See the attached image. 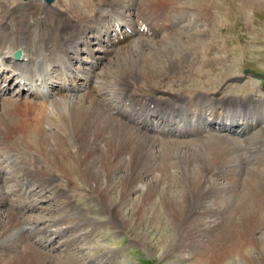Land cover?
<instances>
[{
  "label": "bare ground",
  "instance_id": "6f19581e",
  "mask_svg": "<svg viewBox=\"0 0 264 264\" xmlns=\"http://www.w3.org/2000/svg\"><path fill=\"white\" fill-rule=\"evenodd\" d=\"M214 1L0 0V82L5 83L0 87V175L8 176L0 184L16 182L0 185V206L27 187L31 191L22 192L27 200L22 196L11 204L17 212L39 208L33 196L48 189L54 195L49 202L63 210L50 227L27 229L10 245H0V264H56L53 256L40 254L35 240L52 242L71 233L65 241L70 247L87 227L125 223L118 210L138 191L139 201L130 204L132 220L143 221L151 211L153 219L167 216L180 228L192 224L182 232V241L190 240L184 251L196 248L210 255L193 264H225L232 257L254 261L251 250L264 247L256 237L264 226L261 82L244 84L242 76L221 81L209 74L206 51L221 43L213 29L226 23L218 13L204 31L214 38L208 45V37L196 39L197 32L176 35L191 17L204 24L210 9L220 13L223 4ZM241 4L242 12L264 9V0ZM257 31L254 40L264 39V27ZM152 36L159 41H149ZM18 51L22 59L16 61ZM193 71L200 73L195 79L188 76ZM201 86L207 90L197 89ZM253 109L261 115L253 116ZM178 118L182 128L172 123ZM186 125L198 138L178 142L188 132ZM232 134L244 142L230 139ZM80 183L99 197L108 221L72 207L78 197L73 188L80 190ZM116 193L120 199L114 204ZM232 193L243 197L234 199ZM225 201L228 212L221 207ZM22 214L0 211V241L31 224ZM200 233L211 238L204 247L196 241ZM162 244L163 251L167 245Z\"/></svg>",
  "mask_w": 264,
  "mask_h": 264
},
{
  "label": "rangeland",
  "instance_id": "374dc122",
  "mask_svg": "<svg viewBox=\"0 0 264 264\" xmlns=\"http://www.w3.org/2000/svg\"><path fill=\"white\" fill-rule=\"evenodd\" d=\"M56 1L57 0H54V3ZM241 1L242 0H215L213 5H215L216 2L218 3V5L223 4V10L220 11L219 13L214 8L210 9V13L208 12L204 18V21L207 23V27L205 22H204L205 25L196 23L195 20L193 21L194 17H191L189 21H185L183 22V24H181V26H185V27H183L181 31L179 29L176 35L178 36L185 32H186L185 34H187L188 31L190 33L197 32L198 36L196 35V39L199 41L203 36L202 40L205 41L204 40L206 39L205 37H208L209 35H205L207 33H204V31L209 32L212 25L211 22H213L214 20L213 18L218 13L223 18V20L226 21V23L225 25L223 24L222 26H219V28L216 27L213 29V31L217 33V37H218L215 39L221 42L216 49L211 50L212 48L210 49L209 47H205L214 38H210L211 39L210 40L208 37L209 40L207 39L205 41L206 45L204 46V50H206V48H209V50L207 49L206 53L209 54L207 55H208V60L210 62V66L209 67L206 66V68H208L207 70L212 69V71H210L209 74H212V76L216 78L220 77L221 81H225L230 78L234 79L242 76L243 79L241 82L245 84V82L247 81L249 82V80L255 81L256 79L257 80L260 79L257 76L258 73L264 75V39H260L258 41H255L257 39L254 40V34L260 33V31L258 32L257 30H262V28L264 27V11H263L264 9L261 10L255 9L252 10V12L250 11L249 13L242 12L245 10L242 9L243 7ZM247 13L248 15L250 14L249 17L251 19L247 18ZM186 25L188 26L186 27ZM253 30H255L254 33ZM154 37L155 36L149 37L150 39L149 41H152L151 39H153ZM155 39L159 41L160 38L155 37ZM95 47L99 48L97 46ZM145 50L148 53L152 54L154 49H152V47L150 48L149 46H145ZM253 50L258 52L254 53ZM260 52L262 53L259 55ZM194 62L196 64L198 63L197 61ZM99 72H101L100 68L97 69L96 73ZM199 74H196L195 71L191 73L188 72V76L190 75L193 79L196 78L194 77L195 75L198 76ZM260 82H261L260 84L261 90L264 91V85L262 79L260 80ZM190 85L191 84L187 85L188 87L186 88L187 90L191 89L189 87ZM197 89L203 91L207 90L204 86H201ZM229 138L236 141L244 142V139L238 140L235 137H229ZM192 140L195 139H193V137H184L177 141L192 142ZM178 142L175 143L177 146L181 144ZM171 148H172L171 151L173 152L172 155H174L177 152L175 151L176 147H171ZM188 148L183 147L181 149L186 151L188 150ZM197 151L198 149L195 147L193 149V152H197ZM172 159L176 161L175 156H172ZM251 167L256 168L257 166L255 167L251 166ZM120 175L121 174H118V176ZM244 175L245 176H243V178H246V174ZM4 177H8V176H5L3 174L0 175L1 179H3ZM222 183L224 182L218 181L217 185ZM0 185L3 186L5 185V183H1ZM11 185L15 186L16 182L9 181V183H6L5 186H11ZM80 186H81L80 190L77 189L78 187H75L76 189L73 188V191H76V195H78V197L72 199V203H73L72 207L77 208L79 211H82L84 214H86V216L94 217L101 221H108L109 217L104 216L105 215V212L103 210L104 208H101V206H99L98 204L99 197L96 196L95 194L93 195L92 191L87 186H84L81 183ZM239 190L241 189L239 188ZM23 191L28 193L31 190L28 191V188L25 187L24 189H20L16 194L9 195L8 197L10 198V201L8 203L1 205L0 211L2 210H5L6 212L13 211L14 214L17 213L22 214V211L17 212V210L13 209L11 204H14L13 203L14 201H19V200L21 201L24 198L25 200H27L26 196L22 195ZM35 194L36 193H34V195ZM174 194L175 193H173L172 195ZM232 195L234 199H237V197L239 199H242L243 197L241 196L243 194L238 196L237 194L232 193ZM35 196H33L34 199L37 200V202L40 201L41 203V204L39 203L40 204L39 208L35 210H25L24 214H22L25 215L24 219L26 218L27 220H29L31 224L28 226L23 225L20 226L19 228H16L15 230L16 237L15 235H13L9 239L0 241V245L2 244L3 246L10 245L14 241V239L17 238L18 234L20 236H23L27 229L33 230L38 226L41 228L50 227L52 225L51 221L53 219L63 215V210L60 209V206H57L55 203H53L54 201L49 202L50 200L47 199V197L53 198L54 195L52 190L50 189L44 190L41 194H38L36 197ZM140 196H141L140 191L134 193L131 197V203H137L140 199ZM45 199L47 200V202L45 201ZM119 199H120L119 194L116 193L113 195L112 201L115 204L119 201ZM157 202H159V204L161 203L160 200ZM221 203L222 202H220V204ZM130 204H127L125 207H121L118 210L121 217L126 221V222L124 221L125 223L121 222L120 225L114 227H112V225H107L106 223H104V225H99L95 230H93L91 227L90 228L87 227V229L83 228L84 229L82 233L83 236H81V232L75 234L74 237H77V239L79 240L76 243H72L70 247L66 245L65 241L66 239H68L67 237L73 235L71 233H67L66 236H61V238L54 237L52 242L43 243L40 240L41 238L37 239L34 241V244H36L34 246L37 249H41L39 250V252L43 257L53 256L54 258H56L55 259L56 264H95V263L96 264H193L205 256V255L204 256L201 255V252H199L200 250H197L196 248L193 250L190 249V251L189 250L184 251L185 244H188L190 240H188L187 242L182 241L183 239L182 237L184 235V233L182 232H184V229L190 227V225L192 224H187L185 225L184 228L182 226L180 228V226L174 224L173 221L168 220L169 218L167 216H163V218L158 217L156 219H153V217L150 214L151 211H148L149 214L146 216V218L143 221L137 222L136 219L132 220L134 206H131ZM222 204L224 205L223 206L221 205V207L225 212L230 211V205L227 203V201H225ZM209 207H212V204ZM148 209L149 206H147V210ZM198 212L203 213V210H199ZM260 217L261 220H264V211H262ZM20 219L21 221H23L22 216H20ZM36 222L38 224H36ZM231 223L232 222H229V225H231ZM261 231L262 232L258 233L256 237H258L260 240H264V226L262 227ZM29 234L30 233H28L27 235ZM69 239L71 240L72 237L71 238L69 237ZM210 239H211L210 237L208 236L206 237L205 235L203 237L202 234L200 233V235L197 236L196 241L199 243V245L203 244L204 247V245H207L208 242H210L209 241ZM163 241L166 242L165 246L167 245L166 246L167 248L162 251V247H164L163 246L164 244H162ZM42 244L44 248L42 247ZM48 248L50 251L48 250ZM256 248H253L251 250V253L253 254L254 257V261H252L251 264H264V249H263L264 247L262 245L261 247L257 246ZM181 253L186 254V256L185 257L181 256L182 255ZM205 257L206 258L204 260H210L209 254L206 255ZM225 264H250V263L241 262V260L238 257H232L229 258L228 261L225 260Z\"/></svg>",
  "mask_w": 264,
  "mask_h": 264
},
{
  "label": "water",
  "instance_id": "95a60500",
  "mask_svg": "<svg viewBox=\"0 0 264 264\" xmlns=\"http://www.w3.org/2000/svg\"><path fill=\"white\" fill-rule=\"evenodd\" d=\"M46 1H47L49 4H51L54 0H46ZM21 55H22L21 52H18V53L16 54V57L20 59V58H21Z\"/></svg>",
  "mask_w": 264,
  "mask_h": 264
}]
</instances>
